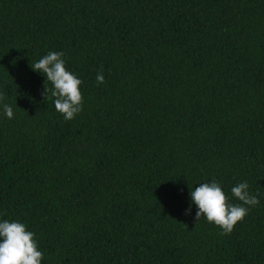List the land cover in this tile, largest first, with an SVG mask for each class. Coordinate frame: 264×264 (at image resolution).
I'll use <instances>...</instances> for the list:
<instances>
[{"label":"trees","instance_id":"1","mask_svg":"<svg viewBox=\"0 0 264 264\" xmlns=\"http://www.w3.org/2000/svg\"><path fill=\"white\" fill-rule=\"evenodd\" d=\"M49 51L83 82L70 121ZM0 95V218L42 264H264V0H0ZM211 180L259 194L231 234L184 214Z\"/></svg>","mask_w":264,"mask_h":264},{"label":"clouds","instance_id":"2","mask_svg":"<svg viewBox=\"0 0 264 264\" xmlns=\"http://www.w3.org/2000/svg\"><path fill=\"white\" fill-rule=\"evenodd\" d=\"M62 51H49L35 62L31 69L43 75L51 83L52 103L56 112L65 121L73 120L83 108L81 92L82 80L65 66ZM95 81L97 85L105 83L104 75L98 72ZM48 91L45 89L46 98ZM0 115L5 119H13V107L4 102L0 95ZM199 186L190 190V204L185 209L186 216L192 214L195 207V219L203 217L207 222L218 227L222 234H231L235 225L248 215L250 208L258 206L259 194L250 192V185L246 181L231 187V197L240 203L229 202L220 183L211 180L198 183ZM44 258L40 250L35 233L19 220L0 218V264H42Z\"/></svg>","mask_w":264,"mask_h":264}]
</instances>
